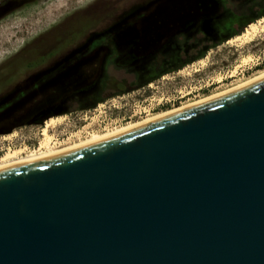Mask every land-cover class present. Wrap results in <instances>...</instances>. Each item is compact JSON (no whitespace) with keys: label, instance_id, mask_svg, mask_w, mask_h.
Returning a JSON list of instances; mask_svg holds the SVG:
<instances>
[{"label":"water","instance_id":"1","mask_svg":"<svg viewBox=\"0 0 264 264\" xmlns=\"http://www.w3.org/2000/svg\"><path fill=\"white\" fill-rule=\"evenodd\" d=\"M0 264H264V74L1 166Z\"/></svg>","mask_w":264,"mask_h":264},{"label":"rangeland","instance_id":"2","mask_svg":"<svg viewBox=\"0 0 264 264\" xmlns=\"http://www.w3.org/2000/svg\"><path fill=\"white\" fill-rule=\"evenodd\" d=\"M116 1L0 0V5L13 6L11 10L0 15V129L12 126L14 118L23 114L21 110L36 105V100L40 99L39 96L30 93L31 89L38 86H31L27 74L31 72L32 66L42 64L47 55L35 57L33 53L36 51V45L35 49L26 48V45H29L27 43L35 40L38 46L45 47L48 42H69L70 37L82 27L103 28L108 7ZM250 24L252 23L249 21L243 25L241 22L232 23L227 29L232 32L228 36L231 39L223 41H217L215 34L211 32L197 33L195 40L198 43L189 51V55L207 46L201 57L183 63L178 69L159 74L142 85L136 80L140 74L136 75L133 72L134 66L127 65L125 68L121 64L109 66L110 73L98 82L99 86L103 84L104 88L114 90L121 87L123 91L96 102L95 109L57 116L62 118L61 121L48 129L55 146L71 144L79 138H86L92 132L101 133L150 114L200 99L207 94L222 91L227 86L264 69V31H259L255 38L247 43L230 42L242 34ZM73 39L81 38L76 36ZM180 40H185V37L182 36ZM14 54L13 61L7 62ZM247 55H252L253 59L243 63V57ZM159 66L157 63L150 68L157 69ZM91 67H84L82 71L91 72ZM84 72H80L82 73L80 78L75 74L67 76L63 85L67 84V88L72 89L76 85L83 87L89 84L93 79H84ZM218 77L222 79L218 81ZM51 83H58L59 86L62 84L61 80ZM162 103L164 104L161 105ZM13 105H17L16 112L7 114L8 108ZM123 115L126 117L123 118ZM78 116L83 118L80 119ZM38 131L40 129L35 125L11 128L9 132L3 134L0 130V145L5 146L1 154L8 149H24L20 155H25L30 150L37 149L38 144L35 146L29 144L39 134ZM43 138H39L40 142Z\"/></svg>","mask_w":264,"mask_h":264},{"label":"flooded vegetation","instance_id":"3","mask_svg":"<svg viewBox=\"0 0 264 264\" xmlns=\"http://www.w3.org/2000/svg\"><path fill=\"white\" fill-rule=\"evenodd\" d=\"M230 2L237 4L231 5ZM11 8L13 6L9 4L0 5V15ZM108 8L103 28L82 27L72 35L79 36L80 40L71 36L69 42H48L45 47L38 46L35 40L27 43L26 48L35 49L36 45L35 57L47 55L42 64L32 66L27 74L31 86H38L30 93L40 99L36 100V105L21 110L23 114L14 118L12 126L1 128L2 134L11 128L35 125L40 131L29 146L40 145L39 138L44 136H41V129L47 121L61 118L57 117L61 114L95 109L96 102L123 91L121 87L114 90L104 88L103 84L99 86L98 82L109 75V66L121 64L124 68L127 65L139 67L142 79L178 69L183 63L203 55L207 46L189 55V51L198 43L195 40L197 33L211 32L218 41L216 20L228 16H261L264 14V0H117ZM182 36L185 41L180 40ZM14 56L7 62L13 61ZM157 63L160 64L159 68H150ZM87 66H94L90 68L91 72L82 71ZM78 71L85 73L84 79L93 80L83 87L76 85L68 89L67 84L63 85L64 79L73 74L80 78L82 73ZM133 72L137 75L135 70ZM60 80V86L51 83ZM15 108L17 105L10 106L7 114L16 112ZM4 148L0 145V158Z\"/></svg>","mask_w":264,"mask_h":264},{"label":"bare ground","instance_id":"4","mask_svg":"<svg viewBox=\"0 0 264 264\" xmlns=\"http://www.w3.org/2000/svg\"><path fill=\"white\" fill-rule=\"evenodd\" d=\"M260 18H257L255 20L256 22H251L252 24H250L244 30V32L242 34L237 35L230 42H237V41L239 42V41H241L242 43H247V42L252 41L259 31H264V16H262ZM229 39H231V38H229ZM252 59H253L252 55H247V56L243 57L242 62L243 63H247L248 61H250ZM263 74H264V69L260 70L259 72L255 73V74H253L251 76H248L247 78H244L243 80H241V81H239V82H237V83H235L233 85L227 86L222 91L213 92V93L207 94V95H205L203 97H200V99L188 101V102H185V103H183V104H181V105H179L177 107L166 109V110L157 112L155 114H150V115H148V116H146V117H144L142 119H139L137 121H133V122L131 121V122H128L127 124H125L123 126L116 127V128H111V129H108V130H106L104 132H101V133L92 132L90 135L86 136V138H79L78 141H76L74 143H71V144L62 145L61 147L55 146V142H53V137L50 136V134L48 133V129L50 127L55 126V124L60 122L62 118H58V119L52 118L51 120L46 122V124H45V126H44V128L42 130L43 131V135H44V139L41 141V143H40V145H39V147L37 149L30 150L29 152L25 153V155H20V153L23 152L24 149H16V150H11L10 149L7 152H5L2 155V157L0 158V167L3 166V165H6V164L12 163V162L23 160V159L50 154V153L59 151L61 149H64V148H67V147L82 143L84 141H87V140H90V139H93V138H96V137H99V136L107 135V134L112 133V132H114L116 130L131 126V125H134V124H138L140 122H143V121H146V120L158 117V116H162V115H164V114H166L168 112H171V111L183 108V107H187V106L192 105L194 103L209 99V98H211V97H213L215 95H218L220 93L232 90V89H234L236 87H239V86H241V85H243V84H245L247 82H250V81L260 77ZM221 79H222V77H218V81L221 80Z\"/></svg>","mask_w":264,"mask_h":264},{"label":"trees","instance_id":"5","mask_svg":"<svg viewBox=\"0 0 264 264\" xmlns=\"http://www.w3.org/2000/svg\"><path fill=\"white\" fill-rule=\"evenodd\" d=\"M230 4L231 5H236L237 3L236 2H230ZM257 17H259V16H256V17L254 16V17H251V18H246L244 16H228V17L221 18V20H216V24L219 27V31H221V33H222V34L220 32L218 33V35H219L218 41H223L224 39H227V37L231 35L230 31L227 30V29L232 25V23L241 22V24L243 25V24H245L248 21H252V22H253V20L255 21V19ZM183 41H185V40H183ZM134 70L137 73V75H139L140 72H142V70L139 69L138 67L135 68ZM157 75H159V73ZM152 77H150V78L149 77H145V78L142 79V76L140 75L138 77L137 82L139 83V85H142V84L146 83L147 81H149ZM154 77H156V76H154Z\"/></svg>","mask_w":264,"mask_h":264}]
</instances>
